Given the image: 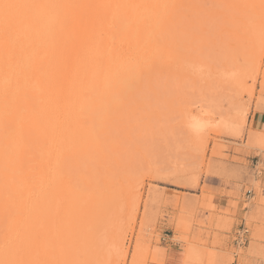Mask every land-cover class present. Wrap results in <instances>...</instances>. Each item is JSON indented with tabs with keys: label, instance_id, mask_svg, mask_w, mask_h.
Listing matches in <instances>:
<instances>
[{
	"label": "rangeland",
	"instance_id": "374dc122",
	"mask_svg": "<svg viewBox=\"0 0 264 264\" xmlns=\"http://www.w3.org/2000/svg\"><path fill=\"white\" fill-rule=\"evenodd\" d=\"M139 34L122 72L104 63L75 93L84 141L23 139L0 249L20 235L15 264H169L178 247L182 264H264V132L248 121L264 112V0H174ZM10 147L0 131V170Z\"/></svg>",
	"mask_w": 264,
	"mask_h": 264
},
{
	"label": "bare ground",
	"instance_id": "6f19581e",
	"mask_svg": "<svg viewBox=\"0 0 264 264\" xmlns=\"http://www.w3.org/2000/svg\"><path fill=\"white\" fill-rule=\"evenodd\" d=\"M173 1L0 0L14 6L0 7V131L11 145L1 155L0 179L16 178L22 141L33 131L52 146L73 129L78 142L85 140L74 124L75 93L104 63L122 72L126 47ZM72 8L76 26L81 19L77 34L71 33ZM19 237L0 249V264L16 263Z\"/></svg>",
	"mask_w": 264,
	"mask_h": 264
},
{
	"label": "crops",
	"instance_id": "0c3cea01",
	"mask_svg": "<svg viewBox=\"0 0 264 264\" xmlns=\"http://www.w3.org/2000/svg\"><path fill=\"white\" fill-rule=\"evenodd\" d=\"M248 121L253 131L264 132V112H253L249 116ZM183 258L184 251L181 247L172 249V251H168L167 259L169 264H182Z\"/></svg>",
	"mask_w": 264,
	"mask_h": 264
},
{
	"label": "snow or ice",
	"instance_id": "6c2138e0",
	"mask_svg": "<svg viewBox=\"0 0 264 264\" xmlns=\"http://www.w3.org/2000/svg\"><path fill=\"white\" fill-rule=\"evenodd\" d=\"M0 7L4 8L5 10L14 7L13 5H8V4H4V5H0Z\"/></svg>",
	"mask_w": 264,
	"mask_h": 264
}]
</instances>
